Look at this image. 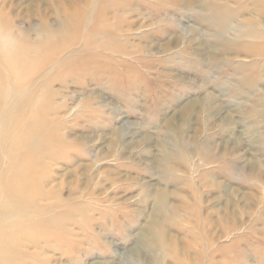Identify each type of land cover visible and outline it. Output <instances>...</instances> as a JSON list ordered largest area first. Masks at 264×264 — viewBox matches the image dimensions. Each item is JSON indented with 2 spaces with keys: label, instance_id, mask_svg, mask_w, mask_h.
I'll return each mask as SVG.
<instances>
[{
  "label": "rangeland",
  "instance_id": "rangeland-1",
  "mask_svg": "<svg viewBox=\"0 0 264 264\" xmlns=\"http://www.w3.org/2000/svg\"><path fill=\"white\" fill-rule=\"evenodd\" d=\"M0 264H264V0H0Z\"/></svg>",
  "mask_w": 264,
  "mask_h": 264
}]
</instances>
